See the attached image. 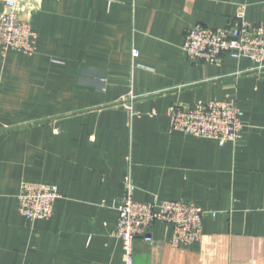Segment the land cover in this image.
<instances>
[{"label":"crops","instance_id":"1","mask_svg":"<svg viewBox=\"0 0 264 264\" xmlns=\"http://www.w3.org/2000/svg\"><path fill=\"white\" fill-rule=\"evenodd\" d=\"M13 1L37 40L0 58V264H124L112 231L126 183L136 201L217 213L188 246L155 222L134 264H264V70L181 48L188 27L221 28L237 5L262 20L264 0ZM213 99L243 111L235 144L170 130L176 105ZM22 181L57 187L49 219L19 214Z\"/></svg>","mask_w":264,"mask_h":264},{"label":"built area","instance_id":"2","mask_svg":"<svg viewBox=\"0 0 264 264\" xmlns=\"http://www.w3.org/2000/svg\"><path fill=\"white\" fill-rule=\"evenodd\" d=\"M36 40L30 19L19 17L14 1L5 0L0 13V58L5 59L9 52L31 55L36 51ZM181 48L193 61L216 63L227 55L236 60L248 59L254 69L264 70V18L249 21L245 5H237L233 20L221 28L200 24L188 27ZM242 115L235 99L176 105L170 115V130L220 145L235 144L241 138ZM133 191L134 186L126 183L123 196L114 205L118 216L112 235L121 242L124 264H134V241L138 237L152 243L150 230L155 222L172 226L173 246H188L200 239L204 219L217 214L190 200H166L155 195L149 201H136ZM59 197L53 184L22 181L17 195L18 212L29 222L49 219Z\"/></svg>","mask_w":264,"mask_h":264}]
</instances>
